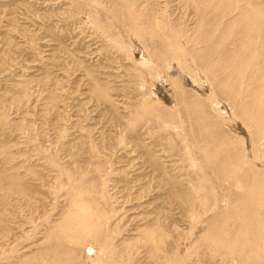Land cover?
<instances>
[{
	"label": "rangeland",
	"instance_id": "1",
	"mask_svg": "<svg viewBox=\"0 0 264 264\" xmlns=\"http://www.w3.org/2000/svg\"><path fill=\"white\" fill-rule=\"evenodd\" d=\"M201 1L0 0V264H84L79 245L56 239L77 204L100 219L86 254L105 242L119 264H241L256 250L264 157L219 91V109L205 100L218 87L199 49L258 30L264 0ZM151 18L182 36L189 65ZM238 139L242 166L228 159ZM229 250L237 262L222 259Z\"/></svg>",
	"mask_w": 264,
	"mask_h": 264
},
{
	"label": "bare ground",
	"instance_id": "2",
	"mask_svg": "<svg viewBox=\"0 0 264 264\" xmlns=\"http://www.w3.org/2000/svg\"><path fill=\"white\" fill-rule=\"evenodd\" d=\"M211 2L215 3L216 1L215 0H203L200 2V5L198 7L196 6V8H198L199 11L204 10V9L206 11H208V9H209L208 3H211ZM130 3L132 5V2H130ZM246 6L250 7V8L256 7V5H253L251 3H247ZM218 7L219 6H216V4H215L213 8H210L211 11H214V13L212 15H215V16L220 15L221 17H223L224 14L226 13L225 12L226 10L224 7L223 8H218ZM220 7H221V5H220ZM125 8L127 10H129V5L125 6ZM244 10H245V8H244ZM256 14H262V10L256 9ZM128 17L132 23V26L134 27L133 30H134V33L136 34V36L139 39L143 38L142 31L140 29L137 30L138 26H136L139 19L136 20L137 18L135 19L134 18L135 16L132 17L131 14L128 15ZM156 20H157V18H156ZM148 24L150 25L152 31H156L155 33H157V34H158V32H161L162 35H160V36H164V37L169 38L168 41L172 47L171 50L173 52V54L171 55V59L173 61H175L179 65L181 63H183L184 65L190 64L189 63L190 57L188 58L186 51L183 50V48L181 50L177 45V44H179V40L182 36L180 37V35L178 33H175L176 30H174V31L172 29L170 30L167 28V26L162 27L159 25L160 21L158 23L155 21V19H152V18L149 19ZM257 24H259L258 30L257 29L256 30L251 29V28L245 26V28H243L242 30H239V32L237 31L236 34H234L232 36V40H231V37L228 35L230 32L229 33L227 32V35L229 36V38L225 37L226 34H224L217 41L212 40L211 38H213V37L209 36L208 39H211V40H209V42H211V44H210V46L203 47V48L199 49L200 50L199 51V54H200L199 55V57H200L199 61L201 62V68L205 72L204 75H206L207 79L209 78V80L212 84H213V82H215L217 87H218V88H216V87L213 88L214 85H212L213 91H212V93H209L207 95V99H205V100H207L208 102L207 101L206 102L210 104L212 109H219V108L214 107L216 105V104H214L216 102L215 94H217L219 91V93L225 97L224 101L226 103V106L229 105V107H231L233 109V112H234L233 114L235 115V113H236V117L238 115L240 118H242L243 124H245L250 129L251 132L249 130L248 131H249L250 138H253V140H254V143H255L254 147L255 148L257 147V149H258L257 153H259L260 156L264 157V77L262 75V73H263L262 66H260L262 64V62H264V20L259 21V23H257ZM224 37L226 39H230V41L228 43H225V45L223 44L224 47L221 48L220 45H222L221 43L223 42L222 39H224ZM184 39H185V37H184ZM202 39L203 38H201V40ZM205 39H203V41ZM147 54H148V52H147ZM162 55H163V53H162ZM173 65H175V64H173ZM173 67H175V66H173ZM173 67H171V71H172ZM201 68H200V70H201ZM247 71H249V73L247 74V76L244 77V75L246 74ZM192 72H193V70H192ZM171 73L169 72L168 75L170 76ZM233 75L237 76L236 79L238 80L236 82V85H237L236 89L234 88V85L230 82V79L232 78ZM244 78H246V81L248 79L250 81V83L254 84V85L251 86V84L249 83V84L243 86V82L245 81V80H243ZM234 92L236 93L235 95L233 94ZM203 96H204V94H203ZM221 98H223V97H221ZM239 98H241L240 101H239ZM211 103H213V105ZM215 114H217L218 118L220 117V119L225 120L224 119L225 116L223 115L224 113L222 114V112L216 111ZM233 116H232V119H233ZM209 126H211V125H209ZM204 137H206V136H204ZM239 140L240 139L228 140L230 143L229 144L230 145V151L232 152V154L231 153L228 154V159H229V156H231V158L233 160L237 158L238 161H241V166H242L244 164H247L248 161L247 162L245 161V159L247 160V158H245V154H244L245 149H244V152H242V153L238 151L237 146L240 145ZM225 159H224V161H225ZM248 164H249V166H251L250 162ZM233 168H234V174H238L237 172H238L239 167L235 166ZM218 169H219V167H218ZM221 171H223V170H221ZM260 185H262V186H260ZM243 186H245V185H243ZM251 192H254V194L260 193V196H261L260 202H259L261 208H259V212H258V216H259L258 219H259V225H260L261 231H260V236L257 240V243H255L256 250L254 249L255 251H252L253 252L252 254H246V256H243V259L241 258L242 259L241 264H264V184L259 183V186L258 187L255 186L253 188V190H251ZM77 206H78L77 207L78 209L73 214L70 213L69 216H67L66 218L64 217L65 218L64 225H62L61 229L59 228L60 233L56 234V239L57 240L58 239H67V240H69L70 243L72 242L73 244L79 245L83 250L82 251L83 255L81 254L82 255L81 257L84 260L83 261L84 264H119L120 261L117 262V258H119V257L116 258L114 256L115 253H113L112 250H106V249H108L107 248L108 246L106 245L105 242L99 243L98 246H96V247H99V249H98V251H96V253L94 255L89 256L90 254L89 255L86 254V249H88V247L91 245V243L88 242L89 237H92V239L95 241V239H96L95 237L99 233V226L100 225L96 223V218H98L97 214H96L97 215V217H96V215L92 214L88 208H87L88 211L87 210L82 211V209L79 207L78 204H77ZM243 216L245 218L246 214H243ZM244 218H242V219L244 220ZM97 220H100V219L98 218ZM227 220H228V218H227ZM244 222H246V221L244 220ZM102 225H103V223H102ZM100 229H103V228L100 227ZM101 231H100V233H101ZM227 231H225V232H227ZM224 234H226V233H224ZM204 240L207 241V244L213 243V245L216 248L219 247L218 244L220 246H222L221 241L219 240L218 236H216V235H212V237L210 235H206L204 237ZM211 248L212 247H210V246L208 247L209 251L214 253ZM250 250H252V249H250ZM215 254L217 255V253H215ZM121 256H120V258H121ZM220 256H222V259L227 258L228 260H235L237 262L238 258L241 257V254H237L235 252L233 253L231 250H229L228 253L221 254ZM120 258H119V260H120ZM60 259H62V258H60ZM171 260H169V258H168V261L165 264H181L180 260H179L180 262L179 261H171ZM54 262H55V260H54ZM34 264H37V262ZM129 264H130V262H129ZM219 264H223V263H219Z\"/></svg>",
	"mask_w": 264,
	"mask_h": 264
}]
</instances>
